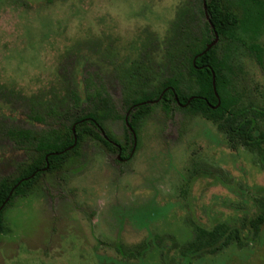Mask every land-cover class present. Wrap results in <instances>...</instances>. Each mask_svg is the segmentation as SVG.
Returning a JSON list of instances; mask_svg holds the SVG:
<instances>
[{"label":"trees","instance_id":"trees-1","mask_svg":"<svg viewBox=\"0 0 264 264\" xmlns=\"http://www.w3.org/2000/svg\"><path fill=\"white\" fill-rule=\"evenodd\" d=\"M81 1L0 0V6L21 17L62 6L67 18L77 15L80 26L86 22ZM135 2L137 14L150 18L148 24L123 35L108 12L100 13L93 21L96 31L89 29L76 40L65 37L53 48L55 69L47 76L26 85L0 69V237L9 232L5 210L30 194L39 195L43 181L56 179L61 185L81 167V156L85 163L88 149L109 158L116 154V166L110 167L119 173L117 165L135 157L142 123L151 115L159 116L162 131L171 123L183 131L192 119H200L230 148L243 149L264 168V99L250 100L246 88L249 78L253 81L249 66L264 78V0H172L158 13L152 0ZM42 38L45 34L37 40ZM18 115L31 126L16 124ZM118 120L124 123L122 136L109 127ZM208 174L191 158L188 173L179 180L180 193L186 195L193 180ZM250 203L251 213L239 223L206 226L187 220V236L173 248H165L148 227L165 207L149 206L139 214L148 235L130 246L115 241L113 247L130 263L159 257L165 264H196L192 257L264 241L263 188ZM172 250H178L177 257L169 256Z\"/></svg>","mask_w":264,"mask_h":264},{"label":"rangeland","instance_id":"rangeland-1","mask_svg":"<svg viewBox=\"0 0 264 264\" xmlns=\"http://www.w3.org/2000/svg\"><path fill=\"white\" fill-rule=\"evenodd\" d=\"M135 1L82 0L86 22L80 26L77 15L67 18L62 6L22 17L0 6V69L26 85L36 76L49 75L55 69L53 48L60 47L65 37L76 40L89 29L96 31L93 21L100 13L108 12L123 35L148 24L150 18L145 20L137 14ZM152 1L155 13L172 3ZM39 34H45L42 42L37 40ZM30 41L34 47L29 46ZM249 69L253 78L246 82L249 99L263 101L264 78L255 66ZM119 96L116 89L115 100ZM21 116L15 123L30 127ZM159 121V116L151 115L142 123L136 155L117 165L119 173L110 167L116 166V154L110 159L88 149L85 163L81 156V167L69 173L61 185L56 179L43 181L39 195L30 194L8 207L4 220L9 232L0 237V264H138L124 261L113 243L130 246L148 235L139 214L149 206L165 207L148 223L150 232L162 239L165 248L184 241L191 219L212 226L219 221L239 223L240 217L248 216L251 197L264 189V168L243 149L230 148L212 125L200 119H192L183 131L174 123L162 131ZM123 124L113 121L109 127L122 136ZM15 155L18 158L20 154ZM191 158L209 174L193 180L188 193L182 195L179 180L188 173ZM170 204L173 206L166 208ZM177 252L168 254L177 257ZM160 259H146L145 264H165ZM191 260L196 264H264V241L244 248L231 246L217 254L204 253Z\"/></svg>","mask_w":264,"mask_h":264},{"label":"water","instance_id":"water-1","mask_svg":"<svg viewBox=\"0 0 264 264\" xmlns=\"http://www.w3.org/2000/svg\"><path fill=\"white\" fill-rule=\"evenodd\" d=\"M203 8H204V10L206 9L205 2L203 3ZM205 14H206V11H205ZM214 41H216V38H215V40H214Z\"/></svg>","mask_w":264,"mask_h":264}]
</instances>
